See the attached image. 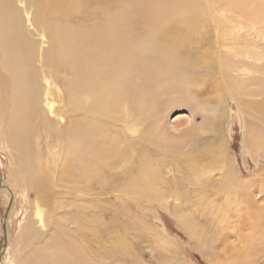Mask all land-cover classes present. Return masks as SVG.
Instances as JSON below:
<instances>
[{
	"label": "bare ground",
	"instance_id": "1",
	"mask_svg": "<svg viewBox=\"0 0 264 264\" xmlns=\"http://www.w3.org/2000/svg\"><path fill=\"white\" fill-rule=\"evenodd\" d=\"M44 1L50 5L41 10L32 0H0V92L5 95L3 103L0 99V107L6 108L8 115L4 141L17 152L22 186L36 193L32 218L23 236L28 241L42 236L41 203L52 200L53 187L62 191L52 210L60 201L68 202L73 210L68 215L80 226L83 223L75 217L84 220L89 216V207L113 204L111 195L116 194L122 200L133 197L132 201H159L166 195L161 193L167 183L160 178V171L165 168L160 157L178 152L180 139L168 135L162 126L159 110L162 100L176 101V95L185 91L189 80L197 86L207 81L206 76L211 80V74L219 70L216 64L232 66L226 57H218L214 63L211 54L201 51L204 45L200 36L206 32V18L215 20L216 31L222 32V47H231L238 55L244 48L245 55L256 56L259 49H264V0H223L226 15L218 13L221 16L215 15L218 0H127L119 10L110 8L113 12L107 10L109 0ZM85 3H91L104 15L100 23L79 29L66 16ZM60 17L64 20L59 21ZM226 29L228 33L224 32ZM192 49L205 74L190 75L188 68H181L182 57L193 55ZM233 68L236 66L231 71ZM61 69L62 75L70 72L65 80L60 78ZM203 75H206L202 78L205 81L197 82V77ZM208 84L213 88L212 91L209 88L211 97L220 98L223 84L215 76ZM220 127L221 122H214V128ZM189 132L193 135L192 130ZM263 138L261 134L258 145L264 149ZM35 139L42 140L35 142L36 147ZM62 140L64 146L59 157ZM156 150L159 156L154 157ZM180 159L176 157L174 164L190 178L185 186H189L190 180L203 183L208 165L199 167L198 160L194 161L195 157L190 154L183 157L182 166ZM229 162L226 157H213L214 167L227 184L236 179ZM55 163L59 166L54 178ZM117 169H124L129 175L116 176L112 171ZM95 184L99 191L92 197L93 204L77 199L79 196L90 198L92 195H87ZM69 192L75 197H68ZM174 192L175 202L183 201V193L181 196L180 192ZM101 198L111 202L102 203ZM254 209L256 218L264 221V208L255 206ZM181 218L187 220L185 216ZM5 222L4 218L2 228ZM252 225L250 237L243 238L246 252L243 256L237 255L233 264H248V256L257 248L254 242L259 237L254 228L258 224ZM2 233L5 245L0 261L15 264L14 249L12 253L10 248L6 249L10 241L7 229L3 228ZM76 243L58 244L52 254L38 252L40 256L36 258L42 264H83L84 258ZM46 247L49 242L43 241L41 250ZM50 256L53 261L49 260Z\"/></svg>",
	"mask_w": 264,
	"mask_h": 264
},
{
	"label": "rangeland",
	"instance_id": "2",
	"mask_svg": "<svg viewBox=\"0 0 264 264\" xmlns=\"http://www.w3.org/2000/svg\"><path fill=\"white\" fill-rule=\"evenodd\" d=\"M32 1L38 4L41 10H45V7L50 5L44 0ZM123 1L127 0H109L107 10L109 12H113L110 8L119 10L124 6ZM217 2L218 5L215 6L217 14L215 15L221 16L218 13L226 15L223 0ZM202 7L206 11L204 3ZM103 15V11L96 10L91 3L88 5L85 3L84 6L67 14L66 20L71 24H76L75 27L84 29L100 23ZM63 20L64 17L59 18V21ZM214 22L207 18L204 21L206 32L200 36L204 45V47L201 46V51L211 54L214 63L218 57H226V62L232 66L216 64L219 70L210 76L211 80L215 76V79L223 84L220 98L211 97L213 95L212 86L208 84L211 80L203 75L201 78L197 77V82L199 79H205V76L207 81L203 79L202 81L205 82L203 85L198 84L199 87L189 80V84L185 85V91H180L176 95L177 99L180 96V101L177 99L175 101L173 98V100H162L159 109L163 116L162 126L168 135L177 136L180 139L178 152L174 150L176 153L171 152L167 153V157H160L165 167L160 171V178L169 184L163 185L161 189V193L166 194L163 195L162 200L132 201L133 197L122 200L114 194L110 199L114 203L105 204V200L111 201L108 198H101L104 204H99V208L98 204L96 207H89V216L85 217V221L82 217H75L83 223L80 226L74 223L72 216L68 215L73 211L71 210L72 205L68 202L60 201L57 205L58 209L56 206L52 210V206L57 204L56 197L61 196L59 193L62 191L53 187L50 190L52 200L45 202L46 204L41 203L44 219L43 227L40 228L42 236L39 235L36 240L28 241L23 236L32 218L34 204L32 201H36V193L25 189L21 184L18 175L17 152L4 141L3 130L7 124V109L0 107V174L2 175L0 179V258L4 253L2 221L5 218L6 222L3 227L7 229L10 238L6 249L10 248V253L14 249L15 264H42L36 258V255H39L38 252L52 254L58 244H73L74 242H77V248L80 249L79 252L84 258L83 264H233L238 259H236L237 255L243 256L246 252L243 238L250 237L252 224L254 227L258 224V229L254 228V230L258 234L259 241L257 239L254 242L257 248H253L252 253L249 252L248 264H254V261H258L257 264H264V221L260 217L256 218L255 215L258 214L254 213L255 206L264 208V149L258 145L261 143L258 141L259 136L264 135V110H261L264 108V70L259 73L264 68V49L258 50V56L263 57L259 58L251 55L252 53L245 55L244 48L240 49L238 55L231 47H222V32L216 31ZM224 32L229 31L226 29ZM227 49H230L228 50L230 52H227ZM191 51L193 55L182 57L181 68H188L190 75L205 74L199 66L200 61L196 57V51L194 49ZM257 64L263 66L258 68ZM233 66L236 68L231 71ZM62 71L63 69H61L60 78L65 80L70 72L65 71V75H62ZM59 86L62 88L61 84ZM259 91L262 93L260 94ZM0 95L3 103L5 95L3 92H0ZM214 122L218 124L221 122L219 130L214 128ZM191 130L193 135L188 134ZM252 134H255L254 140L251 139ZM33 141L35 144L42 140ZM48 143L50 142L47 140V147ZM250 143L254 145L250 146ZM60 146L59 157L62 155L63 140ZM219 149L223 155L220 154ZM188 154L195 157L194 161L198 160L199 167L204 164L208 165L202 177L205 180L201 184L190 180L189 186H185L190 178L174 164L177 157L181 158L182 166L183 157ZM153 156H159L157 150ZM213 157H226L228 162L230 161V165L236 172V179L231 181V184L225 183L221 172L214 167ZM58 166L55 163L52 168L54 178L58 173ZM126 172L124 169L112 171L116 176L121 175L122 177L129 175ZM91 187L87 195L88 197L92 195L90 198L79 196L77 199L93 204V198H95L93 195L99 189L97 184ZM174 191L180 192L181 196L183 193L185 197L182 203L175 202ZM22 193L25 194L24 197ZM72 193L71 195L65 194L71 198L75 197ZM72 200L70 201H77ZM183 216L187 220H183L181 218ZM43 241L46 244L49 242V247L41 250ZM253 253L255 257L257 256V260ZM51 257L49 260L53 261ZM0 264L4 262L1 260Z\"/></svg>",
	"mask_w": 264,
	"mask_h": 264
},
{
	"label": "water",
	"instance_id": "3",
	"mask_svg": "<svg viewBox=\"0 0 264 264\" xmlns=\"http://www.w3.org/2000/svg\"><path fill=\"white\" fill-rule=\"evenodd\" d=\"M4 228V227H3ZM5 229V228H4ZM4 239H5V236H4ZM4 244H5V240H4Z\"/></svg>",
	"mask_w": 264,
	"mask_h": 264
}]
</instances>
